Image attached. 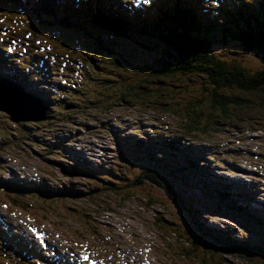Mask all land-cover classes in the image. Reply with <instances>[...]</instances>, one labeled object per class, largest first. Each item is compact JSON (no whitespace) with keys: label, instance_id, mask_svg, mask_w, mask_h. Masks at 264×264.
Here are the masks:
<instances>
[{"label":"rangeland","instance_id":"rangeland-1","mask_svg":"<svg viewBox=\"0 0 264 264\" xmlns=\"http://www.w3.org/2000/svg\"><path fill=\"white\" fill-rule=\"evenodd\" d=\"M128 1L113 2L120 5L129 3ZM144 1L146 0L134 3L139 6L143 5ZM202 1L203 8L208 11V19H214L216 16L218 21L220 15L217 11H220V8L213 3L219 0ZM127 10L129 13L130 9ZM0 16L1 24L15 27L18 33L23 34V39L28 35L30 42L16 41L14 43L18 44L9 45L8 52L13 55L17 53L20 57L6 58L8 60L2 65L4 74L15 76L23 83V87L29 89V93L40 96L49 109L56 106L55 111L59 109L66 115L59 116L61 120H51L54 124H45L37 129L33 126L36 122H12L6 113L0 111V160L12 158V165L22 170L25 177L33 179L35 187H52L53 190L69 188L76 192L74 196L51 202L40 198L38 194L18 197L1 189L0 209L7 217L8 230L5 225L0 226L3 235L0 239H3L2 245L8 247L6 251H13L10 245L16 242H23L21 246L25 243L31 246L39 240L44 245V252L50 251L58 255L61 261L70 258L77 262L79 258H83L87 264H123L121 255L124 254L134 264H264L263 256H259L258 252L259 249H264V234L252 228L256 224L260 226L258 222L264 221V96L261 93L246 95L245 97L257 100L260 104L254 102L251 107L239 111L235 121L224 122L226 125L221 126L220 133H212L208 139L207 136H197L195 132L191 135L184 133L181 136V145H185L188 150L180 148V153L164 154L160 156L158 164L141 161L135 167H130L122 159L125 138L133 143L138 135L135 131L141 129L147 136L141 137L147 141L153 139V144H167L166 141L171 140L170 136H177L176 127H180L181 123H191L185 111H179L177 107L164 105V113L159 105L148 104L145 99L119 100V95L124 93L121 89L138 93L149 87L152 96H163L167 93H156L158 84L164 81L161 80L162 77H153L154 70L149 71L150 75H142L139 67L132 68L131 71V68L121 63L124 55L128 54H131L129 59L134 65L141 64L142 60H151L153 55L141 50L142 45L139 43L132 51L121 45L119 51L117 50L118 55L114 58L120 69L108 60L98 61L86 50L72 49L59 43L58 39L65 38L64 32L52 38H47L46 35L35 37L36 30L24 34L28 30L26 15H15L12 18L9 12L5 14L2 11ZM258 17H264V13L260 12ZM4 28V25L0 26V40L5 41L12 36L14 40L19 38L17 34H10V37L3 34ZM38 28L45 29L42 25ZM36 41L40 43L37 44ZM220 42L221 37L212 44V51L221 60L230 61L235 58L249 74L264 71V62L245 52L243 48L238 53L228 50L230 46L240 45L239 43L231 42L232 45L227 47L228 43ZM41 45L48 47L57 58L63 57L66 62L62 65L54 62L47 71H43L38 65H35L31 72L24 71L15 61H28L29 65L37 59L31 52H36V47ZM238 47L234 50L239 49ZM11 48L13 52L10 51ZM2 49L4 56L6 48ZM27 49L28 52L25 51ZM46 52L47 50L43 53L38 51V54L43 56ZM89 60L95 61L96 67ZM161 61L166 65L173 62L168 59ZM67 67L73 70L70 74H67ZM178 74L177 71L171 72L166 78L174 84L175 80L180 81L179 84L185 91L178 89L170 95H178L184 102H188L198 95V91L193 90L199 83L190 82L191 79H179ZM0 76L3 77L1 74ZM35 76L38 79H34ZM61 77H65L69 82L73 80L78 92H74V88H70L69 84H61ZM125 81L130 83L123 84ZM58 84L67 88L59 89ZM261 87L264 89V85ZM50 88L54 91H50ZM34 90H37V93L33 92ZM114 93L116 94L113 96ZM62 94L70 99L68 103L75 101L81 107L69 106L67 103L62 109L63 103L57 104L58 101L54 103L51 100L48 105L47 96L58 100L57 97L63 98ZM45 130L48 132H44ZM157 130L158 134H155L154 131ZM26 133H38V140L43 141L40 143L55 146V151L62 150L60 153L68 158L45 154V149L39 145H28L27 140L23 138ZM186 155L191 157L186 159ZM176 165L184 168L183 173L177 172ZM65 166H76L78 169L68 176L65 174ZM199 166L202 169H199ZM114 168L123 179L119 182L121 189L117 187L115 193L105 192L99 195L86 193L87 186L92 189V181L88 184L86 182L87 170L97 169V176L105 177L104 175H108ZM146 170H157L165 179V183L173 186L174 192L182 198L196 202L193 208L197 210L195 219L198 223L213 226L221 232L226 230L229 234L227 237L238 238V242L247 247L258 249L238 251L229 248H208L210 242L197 237L195 220L184 216V210L166 191L164 185H161L164 187L162 190L143 179L141 184L132 188L128 186L133 175L141 177L142 172ZM131 172H134L133 175ZM6 176V173H0V178ZM207 179L216 183V189L206 186L209 191L216 192L221 189L227 194L234 192L236 196L233 195L229 199L235 206L247 208L253 217L249 215L241 219L227 209L225 204L217 203L225 206L223 207L212 202L207 193L205 194V186L202 184ZM114 180L113 178L112 181ZM114 186H117V181ZM231 186L236 191H233ZM245 188L251 192L243 191ZM247 192L249 194L246 195L250 199L243 201L241 195ZM201 200L207 204L198 206L197 203ZM106 232L113 234L116 239H105L109 241L104 245L97 238ZM64 241L71 246L67 250L63 248ZM83 249L91 256L84 254ZM23 258H30L29 253H25ZM45 258H50V255L45 254ZM0 264L15 263L0 260ZM45 264L51 263L46 261Z\"/></svg>","mask_w":264,"mask_h":264},{"label":"trees","instance_id":"trees-1","mask_svg":"<svg viewBox=\"0 0 264 264\" xmlns=\"http://www.w3.org/2000/svg\"><path fill=\"white\" fill-rule=\"evenodd\" d=\"M71 1H77V8H72L69 5L64 8L58 4L59 0H0V3L10 6L8 11L4 8L2 10L9 12L12 18L17 15L18 11L29 12L26 17V28L28 31L36 30L34 33L37 36L46 35L47 38L55 37V35L57 36L64 32L65 38L58 39L59 43H63L72 49L82 50L87 48L85 50L88 53L95 54L98 61L108 60L117 68L120 67L114 58L118 55L119 46L124 45L132 51L135 49V45L139 43V45H142L141 50L153 55V61H160L147 65L139 63L134 65L129 59L131 54H128L124 55L121 63L125 67L131 68V71H133L132 68L139 67V71L143 72L142 75L145 73L150 75L149 71L154 70L155 74L153 77H162L161 80L164 81L163 83H157L158 91L156 90V93H167L163 96H152L149 87L138 93L128 89H121L124 93L119 95V100L140 101L145 99L148 104L159 105L164 113L166 110L164 105L177 107L179 111H185L191 122L181 123L180 127H176L177 136H170L169 139L171 140H167V144H153L152 141L155 140L144 141L141 138L135 139L132 143L130 139L125 138V152L122 153V158L128 162L130 167H135L139 161H149L148 163L158 164L160 156L164 154L180 153V148L188 150L185 145H181L183 143L181 136L184 133L191 135L195 132L197 136H207L208 139L212 133H220L221 126L226 125L224 122L235 121L239 111L251 107L254 102L260 104L257 100L254 101L245 96L254 93H261L264 96V89L261 87L264 85V71L249 74L235 58L230 61L221 60L220 57L213 54L212 44L217 42L220 37V44L228 43L227 47L232 45L231 42L239 43L240 45L230 46L228 50L238 53L243 48L245 52L264 62V17H258L260 12L264 13V0H219L214 2L213 5L215 6L216 4L220 8V11H217L220 15L218 21L215 13L213 14L215 16L214 19H208V11L203 8L204 1L202 0H152L150 3H142V6L139 5L134 8V13L131 11L129 14L131 20L122 14V10L125 7L130 10L133 9L132 7L134 6L131 4H122L118 8L113 1L107 2L109 0ZM119 11L121 14H119ZM39 25L44 26L45 29L40 30L38 28ZM13 32L16 33L17 31L14 30ZM55 39L57 40V38ZM236 47L239 49L234 50ZM229 54H231L230 51ZM163 59L173 62L166 65L161 61ZM143 62L145 61L142 60L140 63ZM90 63L96 67L97 63L95 61H90ZM175 71L179 73L178 76L176 75L177 77L180 76L179 79H191L190 82L199 83L198 86H195L196 89L193 90L198 91V95L193 96L188 102H184L178 95L177 97L170 95L172 91L178 89L185 91L179 84L180 81L175 80L176 84H174L166 78L167 74ZM3 77L21 84L13 77ZM124 83L130 82L125 81ZM57 88L66 89L67 87L58 84ZM74 92H78V89L74 88ZM66 97V95H63V98L59 97L58 99L57 104L63 103L62 109L70 100L66 99ZM48 101L51 102L52 98L51 101L49 99ZM112 101L113 99L110 102ZM68 105L81 107L75 101L69 102ZM59 116L64 117L66 115L62 114L59 109L48 113L46 124H54L51 120H61ZM35 127L39 129L37 126ZM136 132L139 133L138 137L143 135H141L142 131ZM154 133L158 134V131ZM37 135L38 133H26L23 134V138L27 140L28 144L31 143L32 146L39 145L45 149V154H57L58 157L64 158V155L60 153L62 150L55 151V146L40 143L43 141H39ZM190 157L191 155L185 156L186 159ZM177 166V171H184L182 166ZM77 169L76 166H65V174L70 176ZM199 169H202V167L199 166ZM131 173L133 175L134 172ZM85 175L87 184L92 181V191L88 186L85 188L88 195H99L105 192L115 193L117 187L121 189L119 182L123 179L119 174H116L115 170L108 175H104L105 177H98L97 169L87 170ZM113 178L115 179L114 181H112ZM143 179L161 189L164 188L161 185H164L166 191L173 196V199L178 201L181 207L191 214V211L185 207L187 201L173 191L171 184L165 183V179L157 173V170L143 171L141 177L133 175L128 186L132 188L137 184H141ZM116 181L117 186H114ZM7 184H10V180L0 178V185L7 186ZM205 188L207 187L205 186ZM221 188L224 189L223 186ZM231 188L236 191L233 186ZM5 190L15 196L25 193V191L18 193L10 190L9 187ZM242 190L251 192L248 188ZM31 191L38 193L40 198L51 202L61 198L66 199V197L76 194L75 191L69 188L53 190L52 187L41 186L36 187L34 190L31 189ZM243 191L240 192L243 193ZM248 192L241 195L243 201L250 199L246 195L249 194ZM210 193L214 202L225 204L226 208L241 219L249 216L245 208L235 206L229 199L233 195L236 196L235 193L227 194L225 191L219 190L216 192L210 191ZM77 194L79 195L80 193ZM258 223L261 226L257 225L258 231L264 234V221ZM194 224L196 227L199 225L197 220L194 221ZM198 229L202 236L209 238L211 241L208 246L210 249L213 247L230 248L239 251L258 249V247H247L237 243L238 241L229 240L227 234L218 236L214 232L208 234L201 226H198ZM97 239L105 245L106 241H109L105 239L116 238L113 234L106 232ZM29 247L31 246L27 244L20 248ZM258 252H260L259 256H263L264 259V249H259ZM0 260L9 262L14 260L16 264H23L22 259L9 257L3 253L0 254Z\"/></svg>","mask_w":264,"mask_h":264},{"label":"water","instance_id":"water-1","mask_svg":"<svg viewBox=\"0 0 264 264\" xmlns=\"http://www.w3.org/2000/svg\"><path fill=\"white\" fill-rule=\"evenodd\" d=\"M0 111L12 122H41L47 110L18 86L0 78Z\"/></svg>","mask_w":264,"mask_h":264},{"label":"clouds","instance_id":"clouds-1","mask_svg":"<svg viewBox=\"0 0 264 264\" xmlns=\"http://www.w3.org/2000/svg\"><path fill=\"white\" fill-rule=\"evenodd\" d=\"M12 163H13V159H12V158H8V159L6 158V159H3V161L0 160V173H1V172L7 173V176L4 177V179H6V180H7V179H8V180L11 179V178H10L11 175H10V172H8V170H9V167L11 166ZM18 196H19V195H18ZM180 208L184 210V216H185L186 218H189V219H191L192 221L196 220V219H195L196 209H193L192 207H188V209L191 211V214H189L184 208L181 207V205H180ZM198 226H201V227H202L204 230H206L208 233H211L212 230H213V226H207V225H205V224H202L201 222H199V225H198ZM198 226L195 227V232H196V234H197V237L200 238V239L208 240V241L210 242L209 238L204 237V236L201 235V233H200V231H199V229H198ZM227 236H228V235H227ZM228 238H229V237H228ZM229 240H234V238H229Z\"/></svg>","mask_w":264,"mask_h":264},{"label":"bare ground","instance_id":"bare-ground-1","mask_svg":"<svg viewBox=\"0 0 264 264\" xmlns=\"http://www.w3.org/2000/svg\"><path fill=\"white\" fill-rule=\"evenodd\" d=\"M113 1H116L117 2V0H113ZM25 4V3H24ZM123 4H128V5H130V3H123ZM28 5V4H27ZM115 5H117V4H115ZM120 5H122V4H120ZM120 5H117L118 6V8H120ZM20 6V5H19ZM70 6V5H69ZM142 6V5H141ZM21 7H23V6H21ZM130 7H132V6H130ZM17 8H18V6H17ZM133 8V7H132ZM70 9V8H69ZM111 9V8H110ZM128 7H125V8H123V10H122V14H123V16L124 17H128L129 19H130V15H129V13H128ZM139 9V8H138ZM75 10V9H74ZM136 10V9H135ZM108 11V10H107ZM119 14H121L120 13V11H119ZM133 19V18H132ZM131 20V19H130ZM37 91V90H36ZM47 92V91H46ZM48 97V99L49 100H51V97H49V96H47ZM51 104V102H49V104L48 105H50ZM45 105L47 106V104L45 103ZM48 107V109H49V106H47ZM158 131V130H157ZM155 132V131H154ZM142 135V134H141ZM142 136H144V134L142 135ZM261 206V205H260ZM224 207V206H223ZM247 209V208H246ZM209 234V233H208ZM25 245H27V243H25ZM18 248H20L19 246H18ZM48 252H50V251H48ZM49 255H50V257L51 258H53L54 256H56V254L54 255L52 252H50L49 253ZM64 262V261H63Z\"/></svg>","mask_w":264,"mask_h":264}]
</instances>
